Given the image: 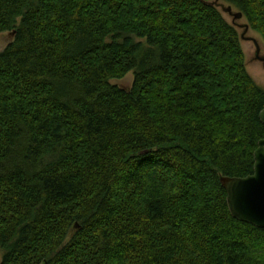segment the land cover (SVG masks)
I'll return each mask as SVG.
<instances>
[{"label":"trees","instance_id":"16d2710c","mask_svg":"<svg viewBox=\"0 0 264 264\" xmlns=\"http://www.w3.org/2000/svg\"><path fill=\"white\" fill-rule=\"evenodd\" d=\"M211 1L0 0V264H264L221 182L264 89ZM222 1L264 39V0Z\"/></svg>","mask_w":264,"mask_h":264},{"label":"water","instance_id":"95a60500","mask_svg":"<svg viewBox=\"0 0 264 264\" xmlns=\"http://www.w3.org/2000/svg\"><path fill=\"white\" fill-rule=\"evenodd\" d=\"M211 3L231 15L235 24H239L237 20L244 17L242 11H234V7L230 4L225 5L219 0L211 1ZM239 25L244 28L241 39L253 41L256 53L259 55V41L246 35L250 25L248 23ZM259 59L264 62V56ZM260 119L264 123V110L260 113ZM254 157L255 166L252 174L246 177L222 176L221 182L227 191V203L233 217L264 228V137L259 141Z\"/></svg>","mask_w":264,"mask_h":264},{"label":"rangeland","instance_id":"374dc122","mask_svg":"<svg viewBox=\"0 0 264 264\" xmlns=\"http://www.w3.org/2000/svg\"><path fill=\"white\" fill-rule=\"evenodd\" d=\"M219 1L221 3L223 2L225 5H228L222 0ZM218 8L221 10L224 17L228 20V22H230L236 27V29L238 30L241 36V34L244 31V28L240 27L239 24L248 23L247 19L243 17L242 19L237 20L239 24H235L233 23V17L231 15L223 11L221 7ZM234 11H238V9L234 7ZM246 35L256 38L262 47V52L264 53V39L262 35L257 31L253 30L251 27L249 28V31L246 33ZM13 39H14L13 31H5L0 33V51L4 50L13 41ZM137 40L146 43L145 39L137 38ZM241 45L245 54V62L248 72L256 81V83L264 89V63H262L261 61L255 58V52H256L255 44L251 40L241 39ZM133 80H134V72H130L122 79H113L112 83L117 84L118 86L123 88H129L132 86ZM2 256H3V251H0V259L2 258Z\"/></svg>","mask_w":264,"mask_h":264},{"label":"flooded vegetation","instance_id":"af4514ba","mask_svg":"<svg viewBox=\"0 0 264 264\" xmlns=\"http://www.w3.org/2000/svg\"><path fill=\"white\" fill-rule=\"evenodd\" d=\"M255 47H256V46H255ZM262 56H264V53L262 52V47H261V45H260V53H259V55H257V53L255 52V58H256L257 60L261 61L262 63H264L262 60L259 59V57H262Z\"/></svg>","mask_w":264,"mask_h":264}]
</instances>
